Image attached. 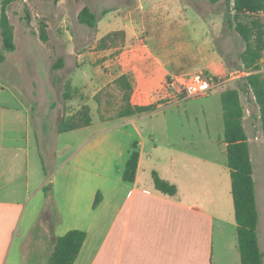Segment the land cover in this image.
<instances>
[{
  "label": "crops",
  "instance_id": "obj_1",
  "mask_svg": "<svg viewBox=\"0 0 264 264\" xmlns=\"http://www.w3.org/2000/svg\"><path fill=\"white\" fill-rule=\"evenodd\" d=\"M138 1L142 2V0ZM148 2L160 8L166 4L164 0ZM168 2L175 8V16L162 17L164 21L160 19L150 23L149 28L137 18L128 14L115 15L111 9L105 10L107 11L106 14L104 13L105 18L100 17L89 4L91 10L99 17L97 27L93 29L98 31L95 38L96 53L103 56L112 53L115 55L106 62V67H111L115 77L107 81L104 87L121 76H127L134 90L144 97L148 105L157 106V110L122 119H114L115 115L110 113H107V116L101 115L105 121H101L102 125L98 129L100 131L92 140L94 145L97 147L102 143L106 144L109 141V132L124 126L125 134L132 139L126 153L130 155L134 145L139 150L136 181L127 184L123 182L122 175H119L118 180L112 183L108 176L101 175L99 185L97 181L90 182L91 190L86 205L81 208L82 197L79 198L77 192L82 178L75 176L72 183L73 190L64 201L73 225H64L59 211L46 223L33 225L26 239L33 236L38 225L40 227L43 225L41 233L49 239L51 251L45 259L29 261L30 264H47L56 239L72 230L87 233V239L75 264H215L217 252L221 253L222 258L237 260V264H242L238 247L231 170L227 165V144L224 142V125L222 132L215 138L208 137L206 143L197 145L186 136V132L175 133L174 129L168 127L166 110L179 98L167 88L166 82L169 78L178 77L179 71L184 70L185 54L189 49L207 54V58L202 59L197 67L193 68L194 71L214 70L219 77L226 76L228 60L232 61L230 58H233L230 62L231 66L237 65L242 72V79L248 74L243 70L239 59L240 54L245 50V45L241 48L236 46L233 39H237V34L229 31L227 34H222L224 41L220 51L213 53L208 50L203 51L202 45L196 40L205 37V43H209L208 34L213 21L216 19L223 21L224 15L211 13L203 16L191 8L193 19L190 22L184 18L188 7L185 8L179 0ZM138 9L143 10L144 6L137 5V11ZM114 32H123L124 35L121 36L123 39L109 48L101 49L100 41ZM238 37L241 39L239 35ZM259 66V72L264 78V55ZM101 68L97 67L94 71L97 82L103 75ZM239 77L236 74L230 79L232 86L229 90L241 91V102L245 110L243 126L248 137L254 170L261 247L260 235L262 237L264 230V143L257 135L261 125L260 112L250 92L241 89V82L237 85L235 80ZM39 82L37 83L43 87L44 82L42 80ZM217 87L216 84L211 94ZM1 91L0 89V94ZM34 96L37 102L39 93ZM9 97L3 98L0 95V264H8L23 216L34 198L29 179L34 145L43 150L44 135L50 133L51 125L55 126L53 132L59 135L92 129L94 125L92 107L88 105L91 109L92 125L59 133V125L64 115L62 114L61 119H58L59 108H54L53 111L43 109L40 111L39 108L36 110V106L39 107L37 103L36 106L27 108L28 117L24 121L16 105L18 97L12 95ZM23 97L29 103H34L35 99L28 98L26 94ZM103 103L111 106L108 102ZM118 103L119 100L114 101V104ZM106 105H103L105 108L103 112L110 111ZM75 114L68 115V118ZM154 121L160 124V129L155 125L148 127L143 125ZM18 124L25 126V129H19ZM211 143L216 144L215 151L209 149ZM53 145L51 144L47 149H51ZM119 155L123 158L125 154L120 152ZM18 163L24 168L19 173H17ZM75 163L80 162L78 160ZM104 169L107 170L106 167ZM154 173L176 186L175 197L166 196L155 189ZM143 175L147 176L145 181ZM65 178L64 176L63 180ZM43 185L38 186L37 192H40ZM98 193L101 194V202L94 208ZM231 234H235L236 239ZM34 248V244L30 246L31 250H35ZM26 254L27 251L24 253V260Z\"/></svg>",
  "mask_w": 264,
  "mask_h": 264
},
{
  "label": "rangeland",
  "instance_id": "obj_2",
  "mask_svg": "<svg viewBox=\"0 0 264 264\" xmlns=\"http://www.w3.org/2000/svg\"><path fill=\"white\" fill-rule=\"evenodd\" d=\"M3 1L0 0V16ZM148 1L18 0L9 7L8 15L15 29L17 50L13 53H7L4 62L0 61L1 97L10 98V95L18 97V103L16 105L19 110V115L22 116L24 121L28 117L26 113V111L28 112L27 108L29 106H36L37 103L39 107L36 106V110L39 108L40 111L42 109L44 111H53L54 108H59V120L62 114H64L62 117L63 120L68 118V115L78 113L86 104L91 105L94 115V125L92 129H82L75 133H67L64 135L53 132L55 126L51 125L50 128L52 129L50 133L44 135L43 150H40V148H37V145H34L32 165L29 174L34 198L30 201L28 209L23 216L22 225L15 239L8 264H13L14 262L16 264H30L34 260L40 258L45 259V257L49 256L51 244L47 236L44 237L41 233L43 225L42 227L38 225L32 234L33 236L26 239L33 225L46 223L57 211L61 213L60 217H63L64 225H73L70 212L66 209L64 201L65 197L73 190L72 183L75 176L82 178L77 193L79 198L82 197L80 206L84 208L88 193L91 190L89 187L90 182L97 181V185H99L101 180L100 176L105 174L113 183L118 180L119 175H122L130 156L126 152L132 143V139L125 134V127H119L113 130L114 132H109V141L106 144L102 143L96 147L92 141L100 131L98 129L102 125L101 121H105L100 119L101 115L104 114L107 116V113L116 115V111L120 105V103L114 104L113 101L111 106L103 103H107L108 100L111 102L109 98L111 93L106 90L114 81L106 87L104 85L107 81L115 77V74L111 71V67H106L108 59L113 58L115 55L112 53L109 56H103L100 53H96L97 43L95 38L98 31L93 30L87 25L80 24L78 14L85 5L90 4L93 11L100 17L105 18V10L111 9L115 15L128 14V16L137 18L144 22L147 28L150 27V23L158 21L162 17L175 16V8L172 3L168 2H174V0H164L166 4L162 8L154 7ZM156 1L163 2V0ZM179 1L182 2L185 8L188 7V10L184 13V18L190 22L193 19L192 9L203 16L211 13L224 15L223 21H218L217 19L213 21V26H211L208 34L210 37L209 43H205V37L202 40H196L197 43L202 45L203 51L208 50L211 51L210 53L220 51L224 41L222 34L229 33L226 23V7L224 1L218 4H213L211 0ZM137 5H143L144 9H138L139 11H137ZM26 8L29 10L31 16L32 24L30 27H27L25 22ZM161 21L164 20L161 19ZM41 22H45L48 26L47 42H43L40 39ZM221 25H223V28H221ZM236 37L237 39H233L234 44L240 48L244 47L245 44L242 38L240 37L241 39H238V35ZM2 53L0 30V55ZM203 53L201 54L191 49L187 50L184 59L185 62L183 63L184 70L179 71L177 74L178 77L169 78L166 82L167 88L171 90L176 98H179L176 103L172 104L166 110L168 127L174 129L175 133L182 134L186 132V136L195 145L206 143L208 137L215 138L217 134L222 132L224 120L221 95L223 91L225 92L231 89L230 79L233 76H236V74L240 76L235 80L237 85L244 79H241L242 72L237 65L231 66L230 62L233 61V58H230L232 61L228 60V70L227 66L225 67L227 70L225 71L226 76L219 77L217 74L218 80L215 81L218 87L210 97L186 99L179 96L173 88V83L176 79L179 80L184 77H189L186 75L195 72H202L215 79L214 75L207 69L193 70L202 59L207 58V54L205 52ZM60 59L63 60L62 67L58 66ZM210 59L212 62V58ZM97 67H102L101 69L103 70V75L99 79L101 82H97L95 78L96 73L94 71ZM39 80L44 82L43 87L41 84H38L40 83ZM38 93L39 98L36 102L34 95ZM25 94L28 98L35 99L34 103H29L25 100L23 97ZM66 94H69V97H66ZM98 94L101 95L100 100L103 105L109 107L110 111L103 112L105 109L103 105L100 106L94 100V96L96 97ZM113 94L114 96L112 97L119 98L117 93ZM250 94L253 98V94ZM143 125L145 127L155 125L157 129L161 127L155 121L153 123L150 122L148 125ZM18 128L25 129V126L18 124ZM131 133L133 134V132ZM132 134L131 136L135 137ZM257 135L260 141L264 143L261 125H259ZM51 144L54 145L51 146V149H47ZM216 148V144L213 145L211 143L209 149L215 151ZM120 152H124L125 155L123 158L120 157ZM198 153L200 154L201 152ZM78 160L80 163H75ZM20 163L17 164V173L24 169ZM105 167L107 170L104 169ZM64 176L66 178L63 180ZM95 176L97 177L94 178ZM89 177L92 178L90 179ZM145 177L147 176L143 175V181H145ZM40 184H44L43 188L40 192H37ZM83 217H85L84 214ZM61 230L60 228L59 231ZM231 235L236 239L235 234ZM260 241L261 248L264 251V230L262 231V237L260 235ZM33 244L35 250L30 249V246L32 247ZM26 251L27 254L24 260L23 257ZM215 264H237V260L222 258L221 253L217 252Z\"/></svg>",
  "mask_w": 264,
  "mask_h": 264
},
{
  "label": "trees",
  "instance_id": "obj_3",
  "mask_svg": "<svg viewBox=\"0 0 264 264\" xmlns=\"http://www.w3.org/2000/svg\"><path fill=\"white\" fill-rule=\"evenodd\" d=\"M18 0H4L0 16V30L2 37V51L0 61L6 60L7 53H13L17 49L15 42V29L8 15L9 7ZM224 1L226 7V23L230 32L239 35L245 50L239 59L243 70L248 73L242 79L241 89L253 94L260 112L261 128L264 137V78L259 72V63L264 55V0H211L213 4ZM105 14L107 11L104 12ZM80 24L96 29L99 17L87 4L78 14ZM25 22L30 27L31 16L25 9ZM48 26L45 22L40 25V39L48 41ZM123 32L108 34L100 41V48L106 49L123 39ZM6 53V54H4ZM63 60L59 65L62 67ZM57 66V67H58ZM56 69V68H55ZM218 80L214 70H209ZM111 93L108 104L116 100L120 105L114 119L140 116L152 113L157 106L148 105L144 97L134 90L129 78L121 76L106 90ZM240 90H227L222 94L224 110V142L227 144V165L231 170L232 195L237 223L238 247L241 253L242 264H263L264 253L259 243L258 226L260 215L257 207L254 170L248 144V137L243 126L245 110L241 102ZM117 93L119 98H114ZM101 95L95 100L102 106ZM69 97V94H66ZM113 101V102H112ZM102 120L103 117H101ZM91 109L85 105L71 118L63 119L59 125V133H66L92 125ZM139 165V150L134 145L129 159L122 173L123 182L133 184L136 181ZM155 189L169 197L177 195L175 185L161 179L156 173L153 175ZM101 202V194L98 193L94 202V208ZM87 239V233L81 230L69 231L66 235L56 239L53 253L47 264H75L82 247Z\"/></svg>",
  "mask_w": 264,
  "mask_h": 264
},
{
  "label": "built area",
  "instance_id": "obj_4",
  "mask_svg": "<svg viewBox=\"0 0 264 264\" xmlns=\"http://www.w3.org/2000/svg\"><path fill=\"white\" fill-rule=\"evenodd\" d=\"M216 84L217 82L214 78L204 73H195L189 77L176 79L173 83V88L183 98L198 99L209 96Z\"/></svg>",
  "mask_w": 264,
  "mask_h": 264
}]
</instances>
